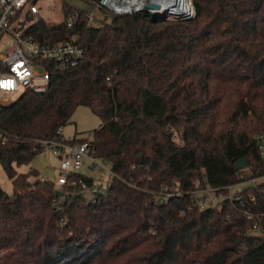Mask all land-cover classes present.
<instances>
[{
    "label": "trees",
    "instance_id": "obj_1",
    "mask_svg": "<svg viewBox=\"0 0 264 264\" xmlns=\"http://www.w3.org/2000/svg\"><path fill=\"white\" fill-rule=\"evenodd\" d=\"M194 3L192 19L139 12L96 25L62 0L61 22L29 26L41 42L75 39L84 56L54 65L45 93L0 98V164L13 186L0 185V264H264V236L249 231L264 220V182L230 195L264 174L254 139L264 132V0ZM79 106L102 120L92 139L115 176L88 202L79 184L91 178L75 173L57 210L56 183L19 167L63 136ZM206 188L225 199L203 206Z\"/></svg>",
    "mask_w": 264,
    "mask_h": 264
},
{
    "label": "built area",
    "instance_id": "obj_2",
    "mask_svg": "<svg viewBox=\"0 0 264 264\" xmlns=\"http://www.w3.org/2000/svg\"><path fill=\"white\" fill-rule=\"evenodd\" d=\"M38 2L39 0H0V40L6 33L12 34L15 38V45L6 54H0L1 102L2 94L9 95L19 90L23 93L28 90L45 93L50 86L54 65L64 69L76 65L84 56L83 48L75 42V39L41 42L26 33L29 26L42 18ZM96 8L115 15L146 12L171 20L189 19L196 16L194 0H99ZM28 16H32L33 19L27 21ZM23 22H25L24 25ZM95 22H97L95 11L89 12V24H95ZM72 24L73 19L70 17L68 26L71 27ZM59 133H62V129ZM254 139L264 163V132L256 134ZM5 141L4 133L0 131V143ZM44 145L60 159L59 177L55 182L57 190L63 191L69 186L77 185L72 178L75 173H83L92 181L91 184L85 181L79 184V191L85 194L88 202H93L100 195L107 194L111 180L115 176L113 164L110 159L98 154L92 138L72 142L62 136L57 140H47ZM102 173L108 178L107 182L99 178ZM259 177L261 181L254 178L250 184L257 185L264 182V174ZM201 191L204 190L196 193ZM64 196L63 192V195L59 196L60 199H54V206L57 210L60 208L61 197ZM197 198L203 206H206L208 197L197 196ZM60 222L62 225L67 223L65 218H61ZM251 232L264 236V221H255Z\"/></svg>",
    "mask_w": 264,
    "mask_h": 264
},
{
    "label": "rangeland",
    "instance_id": "obj_3",
    "mask_svg": "<svg viewBox=\"0 0 264 264\" xmlns=\"http://www.w3.org/2000/svg\"><path fill=\"white\" fill-rule=\"evenodd\" d=\"M72 6L82 8L87 10L88 12L95 11L97 22L96 25L102 22H110L113 13L108 11H103L101 9L96 8V3H89L84 0H66ZM62 0H39L38 7L40 9L41 17L49 23H59L64 19L63 9H62ZM97 2V1H96ZM15 45V38L12 34L6 33L0 40V54H6L10 48ZM23 91L19 90L13 94H2V102L9 103L15 101ZM4 98H8V100H4ZM102 124V120L99 116H97L91 108L87 106H79L74 115L72 116L71 121L63 128L62 133L64 138L72 139L75 136L78 138L89 137L92 138V131ZM178 136L176 139L178 140ZM178 142H180L178 140ZM59 167H60V159L54 155L53 151L50 148H44V150L39 153L29 164H24L19 167V171L25 172L30 170L31 168H35L39 171L41 177L45 180L56 182L59 177ZM246 172L250 173V167H245ZM99 178L102 179L103 182H107L108 178L105 177V174L99 175ZM238 184L232 187L230 195H233V192L236 190H241L244 187L248 186L251 181ZM257 181H261V177H257ZM261 183V182H260ZM0 185L7 191L12 190V183L7 177L3 167L0 164ZM203 192L196 193L199 197H208L206 202V206L217 205L222 203V200L225 199L224 193L218 194L214 189L206 188L202 189ZM200 191V190H199ZM164 198L165 194H162ZM264 221V220H263ZM252 227V226H251ZM251 232V228L249 229ZM253 232V231H252ZM254 233V232H253ZM257 235V234H255Z\"/></svg>",
    "mask_w": 264,
    "mask_h": 264
},
{
    "label": "water",
    "instance_id": "obj_4",
    "mask_svg": "<svg viewBox=\"0 0 264 264\" xmlns=\"http://www.w3.org/2000/svg\"><path fill=\"white\" fill-rule=\"evenodd\" d=\"M182 17V16H181ZM33 19V17L32 16H28L27 17V21H31ZM189 19H192V18H189ZM25 24V22H23V25ZM246 165H247V159L246 158H242V159H240L239 161H238V163H237V167L239 168V169H244L245 167H246ZM56 194L58 195V196H62L63 195V191H61V190H57L56 191Z\"/></svg>",
    "mask_w": 264,
    "mask_h": 264
},
{
    "label": "crops",
    "instance_id": "obj_5",
    "mask_svg": "<svg viewBox=\"0 0 264 264\" xmlns=\"http://www.w3.org/2000/svg\"><path fill=\"white\" fill-rule=\"evenodd\" d=\"M40 178H42V177H40ZM43 179V178H42Z\"/></svg>",
    "mask_w": 264,
    "mask_h": 264
}]
</instances>
